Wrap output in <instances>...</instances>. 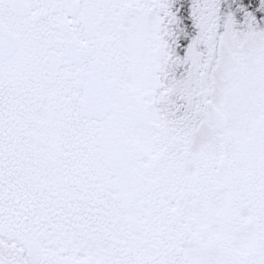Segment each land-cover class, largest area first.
<instances>
[{"label": "snow or ice", "instance_id": "snow-or-ice-1", "mask_svg": "<svg viewBox=\"0 0 264 264\" xmlns=\"http://www.w3.org/2000/svg\"><path fill=\"white\" fill-rule=\"evenodd\" d=\"M0 264H264V0H0Z\"/></svg>", "mask_w": 264, "mask_h": 264}]
</instances>
